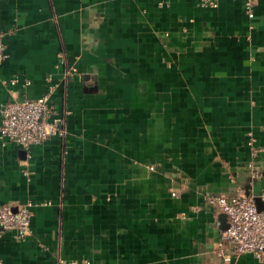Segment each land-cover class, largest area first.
<instances>
[{"label": "crops", "instance_id": "1", "mask_svg": "<svg viewBox=\"0 0 264 264\" xmlns=\"http://www.w3.org/2000/svg\"><path fill=\"white\" fill-rule=\"evenodd\" d=\"M159 1L0 0V102L48 93L65 130L0 139V203L33 212L0 264H264L222 260L207 202L264 179V0Z\"/></svg>", "mask_w": 264, "mask_h": 264}, {"label": "built area", "instance_id": "2", "mask_svg": "<svg viewBox=\"0 0 264 264\" xmlns=\"http://www.w3.org/2000/svg\"><path fill=\"white\" fill-rule=\"evenodd\" d=\"M164 1L157 2V7L164 6ZM218 0H197L199 7H216ZM248 18L257 0H239ZM56 63L62 67L64 78L71 76L75 69L67 64L64 55L59 52ZM5 58L4 45L0 32V63ZM10 80L9 83H14ZM48 93L36 98H23L16 101L0 102V139L13 142L22 149L37 145L44 140L58 136L63 137L64 114L55 113L47 103ZM247 144L251 146V140ZM253 179L259 174L253 169ZM171 195H174L171 193ZM264 204V188L258 194ZM215 213H223L227 226L220 231V243L227 252L220 254L223 261L239 254H251L264 262V209L257 210L251 190H237L232 195H215L207 198ZM33 212L31 203L25 201L11 206L0 203V233L11 232L15 240H23L29 233V223ZM57 264H95L87 259L57 260Z\"/></svg>", "mask_w": 264, "mask_h": 264}, {"label": "water", "instance_id": "3", "mask_svg": "<svg viewBox=\"0 0 264 264\" xmlns=\"http://www.w3.org/2000/svg\"><path fill=\"white\" fill-rule=\"evenodd\" d=\"M264 188V179H261L258 184L252 187L251 194L253 196V201L255 204V207L257 210H263L264 204L260 201L258 194L260 192V189ZM218 223H219V229L224 230L227 226V223L225 221V216L223 213L218 214Z\"/></svg>", "mask_w": 264, "mask_h": 264}]
</instances>
